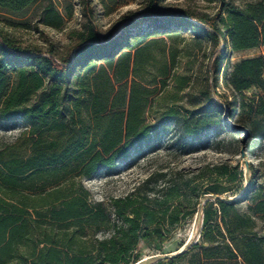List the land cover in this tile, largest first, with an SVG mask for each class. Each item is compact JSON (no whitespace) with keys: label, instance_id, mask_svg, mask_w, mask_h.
Wrapping results in <instances>:
<instances>
[{"label":"trees","instance_id":"1","mask_svg":"<svg viewBox=\"0 0 264 264\" xmlns=\"http://www.w3.org/2000/svg\"><path fill=\"white\" fill-rule=\"evenodd\" d=\"M36 1L0 0V8L21 13ZM160 2L124 14L106 35L93 28L83 33L66 59L52 49L23 47L0 29V120L26 124L0 148V264H135L147 246L169 240L201 207L199 241L152 264H180L189 255L188 264H264V180L243 186L239 165L156 169L110 202L93 200L82 183L155 147L170 124L196 140L223 112L226 104L205 86L203 104H185L194 101L191 76L178 70L186 52L168 44L180 32L166 31L190 29L194 41L217 42L213 87L229 50L264 46V0H244L243 8L220 0L213 15L172 13ZM81 4L88 9L86 0ZM227 83L235 93L263 92L250 125L263 133L264 55L238 61ZM249 167L248 181L255 177Z\"/></svg>","mask_w":264,"mask_h":264},{"label":"rangeland","instance_id":"2","mask_svg":"<svg viewBox=\"0 0 264 264\" xmlns=\"http://www.w3.org/2000/svg\"><path fill=\"white\" fill-rule=\"evenodd\" d=\"M82 0H38L21 13H11L0 8V29L14 38L23 47L38 46L43 50L52 49V54L59 59L73 56L76 43L83 33L96 29L102 35L115 30L128 12L142 13L148 8V0H86L88 9L81 4ZM162 6L170 8L171 12L188 11L196 14L213 15L220 0H160ZM234 2L243 8L244 0H226ZM48 8H53L62 19L60 20ZM143 29L145 28L142 27ZM178 31L180 35L167 37L169 46H175L186 53H180L178 70L191 76L194 101L184 99L188 107L198 106L205 99L200 95L202 86L210 88L211 96L224 105L223 112H217L200 138L192 140L185 136L181 127L170 124L155 147L132 159L120 162L110 170H100L92 177H83L82 183L89 190L95 201L110 202L112 198L130 194L152 171L156 169L182 168L191 173L207 164H217L229 161L239 165L244 172L242 185L255 184L264 180V132L255 133L250 125L255 119L251 107L258 104V95L263 92L256 87L242 93H235L227 83L234 65L244 58L264 55V46L233 51L229 50L223 66L218 74V85L213 87L212 76L217 73L213 62L217 42L209 38L200 41L193 40L190 29L180 27L169 29ZM159 34V33H158ZM187 48V50H185ZM189 55H184L188 54ZM163 62L158 57L156 65ZM211 87H208L210 86ZM173 91L170 86L164 94ZM185 92H180L184 96ZM238 102H235V97ZM156 109L152 110L154 112ZM150 112V118L155 113ZM155 115V114H154ZM258 120L263 121L262 117ZM22 119L16 121L0 120V148L14 141L25 128ZM252 165L255 177L248 181ZM230 198L237 199L240 194L229 193ZM246 206L247 202L242 203ZM199 212V211H198ZM194 216L189 223L178 229L174 235L164 242H155L144 249L143 257L154 255L174 254L184 246L189 247L200 239L202 219ZM260 226L262 224L260 223ZM180 264H188V259Z\"/></svg>","mask_w":264,"mask_h":264},{"label":"bare ground","instance_id":"3","mask_svg":"<svg viewBox=\"0 0 264 264\" xmlns=\"http://www.w3.org/2000/svg\"><path fill=\"white\" fill-rule=\"evenodd\" d=\"M198 215L200 217V219H202V212H198ZM163 256V255H160ZM158 257V255H154V256H145L143 258H141L139 261H137L135 264H150L151 262H153L155 260V258Z\"/></svg>","mask_w":264,"mask_h":264},{"label":"water","instance_id":"4","mask_svg":"<svg viewBox=\"0 0 264 264\" xmlns=\"http://www.w3.org/2000/svg\"><path fill=\"white\" fill-rule=\"evenodd\" d=\"M203 212V207L200 208L199 212ZM203 220V219H202ZM188 247L184 246L183 248H181L178 252L174 253V254H166V255H163V256H158L155 258V260L153 262H151L150 264L160 260V259H165V258H168V257H172V256H175V255H178L182 252H184L185 250H187Z\"/></svg>","mask_w":264,"mask_h":264}]
</instances>
